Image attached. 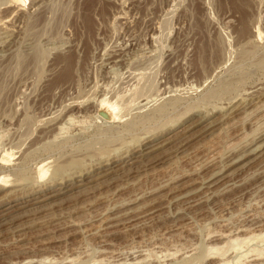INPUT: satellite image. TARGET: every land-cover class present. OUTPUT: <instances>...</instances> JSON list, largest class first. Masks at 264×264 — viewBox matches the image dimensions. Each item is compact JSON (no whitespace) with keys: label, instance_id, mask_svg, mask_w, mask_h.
Masks as SVG:
<instances>
[{"label":"rangeland","instance_id":"obj_1","mask_svg":"<svg viewBox=\"0 0 264 264\" xmlns=\"http://www.w3.org/2000/svg\"><path fill=\"white\" fill-rule=\"evenodd\" d=\"M232 1L0 0V216L160 147L0 217V264H264V0Z\"/></svg>","mask_w":264,"mask_h":264},{"label":"bare ground","instance_id":"obj_2","mask_svg":"<svg viewBox=\"0 0 264 264\" xmlns=\"http://www.w3.org/2000/svg\"><path fill=\"white\" fill-rule=\"evenodd\" d=\"M14 3H19V4H22V3H24L25 2V0H12ZM231 1V0H230ZM236 1V2H235ZM234 2L232 1V4L234 5V9H236V11H237V7H238V5H242V4H238V5H236L235 6V3H237V1H240V0H235ZM242 1H244V0H242ZM239 3V2H238ZM241 3H245V2H241ZM240 6H239V8H240ZM241 9V8H240ZM243 9V8H242ZM241 9V10H242ZM244 11V10H243ZM241 12V11H240ZM242 13V12H241ZM242 16V15H241ZM244 18L245 17H243L242 16V23L244 22ZM88 23H89V21H88ZM246 24V23H245ZM245 24H243V31L245 32V28H247V27H245L244 28V25ZM246 26V25H245ZM246 33H247V31H246ZM71 58H68V59H65V65H64V67H63V69L61 70V73H60V75H59V80L60 81H69V79H70V77H71ZM58 80V81H59ZM99 108H100V110H99V113H101L102 115H106L107 114V117H108V119H111V118H113L114 117V115H115V113H114V108H113V106H111V105H109V103H107V102H104V101H102V102H100V105H99ZM234 111V110H233ZM231 113V112H230ZM70 121H72V119H70ZM69 123V122H68ZM71 123V122H70ZM214 124V123H213ZM60 131V130H59ZM64 131V130H63ZM156 139L157 138H155V139H152V140H147V142H143L141 145H140V149L139 150H137L136 152H132L131 154H129V156H127L124 160H121V161H119V162H116V161H114V162H112V163H109V164H106L103 168L101 167V172L98 174V175H94L93 174V176H91L90 174H84V175H79L76 179H72V184L71 185H64V186H66V187H63V188H61L62 187V185H61V187H59L58 188V190L59 191H61L62 193H60V194H56V195H52V193H48L47 192V194L45 193V192H43V190H41V191H39V192H37L36 194H41L40 196H38V197H33V196H29L30 198H33V199H30L29 198V200H24V199H21V198H17L16 196H14V197H16L17 199H15V200H13L11 203H13V202H17V204L15 203V205H11V203L9 204V205H11L9 208H7V210H10L8 213H6L5 215H3V216H0V217H5V216H7V215H10L12 212H16V211H21V210H23V209H25V208H27L28 209V207H31L32 205H37V204H39V203H43V202H45L46 203V201H48V200H50V199H53V198H55V197H57V196H60V195H64L65 193H67V187H71L69 190H72V189H78V188H80V187H87L88 188V186L87 185H89L90 183H92L93 181H100V180H103V179H105L106 181H112L114 178L112 177V176H114V175H116V174H118V173H120V175H121V173H122V171L126 168V167H128V166H130V168L133 166V165H135V164H138V163H140L142 160H140L142 157H144L145 155H146V153L147 152H145V154H143V151H145V150H152V149H155L156 147H157V144L155 143V141H156ZM183 140V139H182ZM164 146V145H163ZM160 148V147H159ZM159 148H156V149H159ZM155 149V150H156ZM148 151V152H149ZM154 151V150H153ZM152 151V152H153ZM152 152H150V154L152 153ZM13 154V153H12ZM11 154V155H12ZM11 155L9 156L7 153L4 155V159H10V157H11ZM246 155V154H245ZM13 156V155H12ZM109 159V158H108ZM121 159V158H120ZM149 160V159H148ZM147 160V161H148ZM143 164H145L146 163V160H145V162H142ZM142 163H141V165H142ZM135 168H136V166H134ZM133 167V168H134ZM47 167H46V165L45 164H42L41 166H40V168H39V171H38V174L40 175L39 176V180L40 181H45L46 180V177H47V175H48V169H46ZM132 168V169H133ZM138 168V167H137ZM136 170V169H135ZM95 171V170H94ZM97 171V170H96ZM126 171V170H125ZM129 170H127V172H128ZM131 172H132V170H130ZM129 171V172H130ZM127 172H125V173H127ZM130 172V173H131ZM94 173V172H93ZM83 174V173H82ZM96 174V173H95ZM120 175H118V176H120ZM113 179H112V178ZM119 178V177H118ZM210 178H211V176H210ZM116 179V178H115ZM48 180V179H47ZM104 180V181H105ZM9 182L11 183V181H9L8 180V178L6 177V176H3V178L1 179V184H2V186L3 187H1L0 188V190H4L5 188H8V187H12V186H10V185H8L9 184ZM69 182V181H68ZM66 183V182H65ZM99 183H101L102 184V182H99ZM99 183H98V185H99ZM104 183V182H103ZM111 183V182H110ZM15 184V183H14ZM16 185V184H15ZM44 185V184H43ZM45 186V185H44ZM43 186V187H44ZM50 186V185H49ZM75 186V187H74ZM100 186V185H99ZM15 187V186H14ZM42 187V186H41ZM40 187V188H41ZM40 188H39V190H40ZM49 188V187H48ZM56 188V187H55ZM86 189V188H85ZM54 190V189H53ZM70 192V191H69ZM35 194V195H36ZM7 195V194H6ZM13 195V194H12ZM15 195H16V193H15ZM13 197V198H14ZM38 200H40V201H38ZM24 201V202H23ZM27 204V206H24V207H22V205H26ZM49 204V203H48ZM50 204H51V202H50ZM45 205V204H44ZM52 205V204H51ZM39 206H41V205H39ZM39 206H37L38 208V210H40V208L42 209V206L41 207H39ZM36 207V206H35ZM44 207L45 206H43V209H44ZM33 208H34V206H33ZM33 208H31V209H33ZM6 209V208H5ZM12 210V211H11ZM27 211V210H26ZM29 211H30V209H29ZM32 211H35V210H32ZM31 211V212H32ZM41 211V210H40ZM38 212V211H37ZM1 213V212H0ZM22 213V212H21ZM29 213V212H28ZM20 214V213H19ZM1 215V214H0ZM18 215V214H17ZM22 215H25V214H23L22 213ZM20 216H21V214H20ZM12 217H14V216H12ZM18 217V216H17ZM15 218H16V215H15ZM14 218V219H15ZM5 219V218H4ZM8 221V220H7ZM231 235V234H230ZM223 236V235H222ZM227 236V235H226ZM261 236V235H260ZM251 237V236H250ZM255 237V236H254ZM256 237H257V235H256ZM253 238V239H257V238ZM262 237V236H261ZM260 237V238H261ZM236 238V237H235ZM248 238V237H247ZM263 239V238H262ZM233 240V239H232ZM232 240H227L228 242H227V244L228 243H230V241H232ZM246 240V239H245ZM244 239H243V241L242 242H244L245 241ZM252 241V239L250 240V239H247L246 241ZM237 240H234L233 242H236ZM248 241V242H249ZM241 242V243H242ZM231 244H233V243H230V245ZM237 244V243H236ZM249 244V243H248ZM233 245H235V244H233ZM239 245V244H238ZM217 246V245H216ZM215 246V247H216ZM241 246V245H240ZM213 248V249H211V254H213V255H218V256H220V257H222L223 255H224V253H222V248L220 249V248ZM218 247V246H217ZM229 247H233V246H229ZM235 247H238V246H235ZM224 248V247H223ZM240 248V247H239ZM238 248V249H239ZM225 249V248H224ZM210 250V249H209ZM226 250V249H225ZM224 252H226V251H224ZM227 252H228V250H227ZM238 252V251H237ZM246 252V251H245ZM256 253H258L257 251H255ZM236 254H238V253H236ZM210 255V254H209ZM259 255H260V252H259ZM258 255V256H259ZM264 255V254H263ZM240 256H241V254H240ZM246 257V259H247V255H245V253H244V258ZM253 257V256H252ZM255 257H257L256 256V254H255ZM240 258H242V259H244L243 258V256L242 257H240ZM258 258V257H257ZM225 259V258H224ZM255 259V258H254ZM222 260V259H221ZM238 261H237V263H239V261H242V260H240V259H237ZM256 260H258V259H256ZM255 260V261H256ZM139 262V261H138ZM222 263L221 264H229V261L228 260H223V261H221ZM235 262V261H234Z\"/></svg>","mask_w":264,"mask_h":264}]
</instances>
